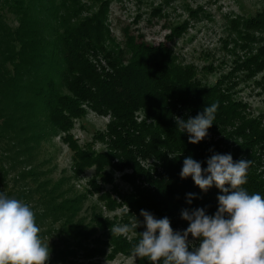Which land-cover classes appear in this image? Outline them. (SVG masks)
<instances>
[{"label": "trees", "instance_id": "1", "mask_svg": "<svg viewBox=\"0 0 264 264\" xmlns=\"http://www.w3.org/2000/svg\"><path fill=\"white\" fill-rule=\"evenodd\" d=\"M110 2L0 0V194L33 210L49 245L47 264H100L132 253L146 230L141 210L157 219L167 216L180 232L188 227L182 210L204 208L213 215L223 193L215 185L203 192L191 177L181 179L188 156L203 168L214 153L251 160L241 187L264 197V125L249 105L234 99L229 73L206 83L194 65L176 62L163 42L147 43L128 30L119 42L107 24ZM240 17V23L229 20L243 30L239 38L246 46L259 45L239 65L251 78L264 72V41L255 36L264 32V6ZM171 29L169 41L185 30ZM213 103L219 107L209 136L189 143L176 117L194 118ZM88 110L109 118L106 130L95 133L105 151H85L70 134ZM53 135L74 150L75 171L96 168L90 181L95 192L102 187L98 181L113 184V175L120 174L128 185L115 193L121 201L108 193L98 199L108 211L126 207L121 219L105 217L97 205L89 219L81 217L87 193H71L62 180L52 182L39 170L37 149ZM136 218L140 225L130 237L111 234L113 226ZM136 262L151 264L141 257Z\"/></svg>", "mask_w": 264, "mask_h": 264}, {"label": "rangeland", "instance_id": "2", "mask_svg": "<svg viewBox=\"0 0 264 264\" xmlns=\"http://www.w3.org/2000/svg\"><path fill=\"white\" fill-rule=\"evenodd\" d=\"M263 6V0H111L107 24L119 42L123 41L124 32L128 30L147 43H165L176 62L194 65L206 83L213 84L229 73L234 99L249 105V111L254 116H260L264 125V72L246 78V72L239 67L259 45L253 43L246 46L241 34L240 38L238 34V31L243 30L229 22L235 20L240 23L242 14L260 10ZM174 25L184 26L185 30L169 41L166 36L172 33L171 27ZM255 36L264 41V32ZM46 37L52 38L49 34ZM108 121V117L88 110L84 120L75 121L70 134L78 147L85 151H105L106 146L95 133L105 131ZM37 154L41 165L38 168L46 171L49 180H62L63 189L71 190V193H87L81 217L86 215L89 219L91 206L97 205L105 217L116 222L121 219L126 207L108 211L98 199L99 195L108 193L118 202L121 201L115 193L128 190V185L119 179V173L113 175V184L98 181L102 187L99 192H95L90 181L96 178V168L90 166L81 173L75 171L74 150L58 135L42 141ZM136 257L133 252L117 253L112 260L101 259L100 264H137Z\"/></svg>", "mask_w": 264, "mask_h": 264}, {"label": "clouds", "instance_id": "3", "mask_svg": "<svg viewBox=\"0 0 264 264\" xmlns=\"http://www.w3.org/2000/svg\"><path fill=\"white\" fill-rule=\"evenodd\" d=\"M218 107L213 103L187 120L176 117L178 130L189 134V143L198 144L209 136ZM206 163L203 168L201 162L186 157L180 177H191L203 192L215 185L223 193L217 197V211L208 215L204 208L182 210L188 227L180 232L173 230L167 216L157 219L141 210L146 230L132 250L135 256L151 264H264V197L241 187L247 183L252 161L234 162L230 153H214ZM192 198L189 193V204ZM139 225L136 218L110 232L127 237ZM40 232L27 204L0 194V264H47L49 245L42 242Z\"/></svg>", "mask_w": 264, "mask_h": 264}]
</instances>
